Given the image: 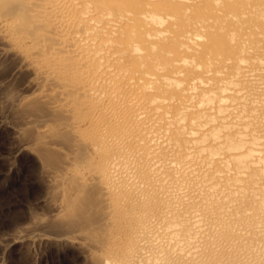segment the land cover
I'll return each mask as SVG.
<instances>
[{
    "label": "bare ground",
    "instance_id": "obj_1",
    "mask_svg": "<svg viewBox=\"0 0 264 264\" xmlns=\"http://www.w3.org/2000/svg\"><path fill=\"white\" fill-rule=\"evenodd\" d=\"M9 1L89 112L107 264H264V0Z\"/></svg>",
    "mask_w": 264,
    "mask_h": 264
},
{
    "label": "rangeland",
    "instance_id": "obj_2",
    "mask_svg": "<svg viewBox=\"0 0 264 264\" xmlns=\"http://www.w3.org/2000/svg\"><path fill=\"white\" fill-rule=\"evenodd\" d=\"M22 3L4 14L22 18ZM33 17L19 39L0 33V264H107L126 231L98 178L89 112Z\"/></svg>",
    "mask_w": 264,
    "mask_h": 264
}]
</instances>
